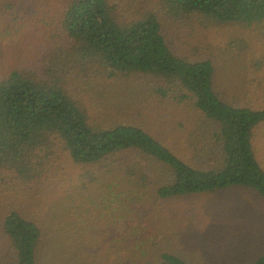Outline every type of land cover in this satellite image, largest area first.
Here are the masks:
<instances>
[{
  "label": "rangeland",
  "instance_id": "obj_1",
  "mask_svg": "<svg viewBox=\"0 0 264 264\" xmlns=\"http://www.w3.org/2000/svg\"><path fill=\"white\" fill-rule=\"evenodd\" d=\"M68 1L0 0V71L25 67L41 79L62 73L91 124L139 127L190 164L215 166L221 154L215 125L197 111L189 94L177 84L142 74L108 79L72 59L59 30ZM109 1L122 21L155 14L175 54L190 61H211L218 88L264 109V53L246 52L264 44L255 35L248 37L242 29L243 37L241 29L216 26L200 16H167L159 0ZM13 4L17 24L14 16L12 21L8 18L13 12L6 11ZM23 12L28 19L18 17ZM20 22L24 25L21 35ZM8 26L9 35L3 40ZM254 149L264 170V125L255 134ZM54 152L44 164L46 176L37 175L32 183H19L8 166L1 170L5 179L0 174V264L16 263L1 229L3 218L12 210L39 222L45 234L49 231L44 226L49 224L54 238V231L64 233L55 244L44 239L39 264H71L65 251L75 239L77 248L69 252L78 254L80 249L82 264H158L164 252L187 264H250L264 253V200L254 191L236 188L156 201L151 194L163 182V169L147 167L153 188L147 189L143 199H131L142 205L115 211L110 188L128 198L137 191L134 181L126 176L115 179L113 173L106 174L97 166L102 173L82 193L73 186L91 168L74 165L63 150Z\"/></svg>",
  "mask_w": 264,
  "mask_h": 264
},
{
  "label": "trees",
  "instance_id": "obj_2",
  "mask_svg": "<svg viewBox=\"0 0 264 264\" xmlns=\"http://www.w3.org/2000/svg\"><path fill=\"white\" fill-rule=\"evenodd\" d=\"M159 1L167 16H200L216 26L234 31L241 29L243 37L246 30L248 37L255 35L264 42V0ZM6 11L13 12L8 18L12 21L14 16L17 24L15 4L8 5ZM18 17L28 19V14L23 12ZM10 27L6 28L3 40L8 37ZM23 27L20 22V35ZM59 30L68 42L72 59L97 69L108 79L142 74L181 87L189 94L197 111L215 125L220 157L215 166L202 168L178 157L139 127L91 124L88 114L69 91L62 73H51L50 78L41 79L37 73L15 66L0 71L2 180L5 175L1 170L8 166L16 173L19 183H32L37 175L46 176L44 164L53 157L54 150H63L74 165L91 168L86 169L73 186L82 189V193H86L93 179L102 173L97 166H102L106 174L113 173L115 179L126 176L135 182L137 191L128 198H123L122 193L115 194L110 188L115 211L142 205L131 199H143L147 189L153 188L147 167L150 171L153 167L163 169V182L151 194L156 201L213 195L236 188L254 191L264 200V170L254 149L255 134L264 125V109L254 108L241 97L229 96L218 88L211 61H190L175 54L155 14L122 21L109 0H69L62 11ZM31 42L32 38L29 46ZM246 52L262 55L264 44L249 47ZM72 67L75 70L73 64ZM44 227L49 234L44 233L39 222L25 218L19 211L12 210L5 215L1 229L15 254V264H39L42 247L46 246L44 239L55 244L64 234L54 231L57 234L54 238L49 224ZM76 248L75 239L65 253L72 258L71 264H82L80 249L78 254L69 252ZM158 264L187 263L164 252L159 254ZM250 264H264V253Z\"/></svg>",
  "mask_w": 264,
  "mask_h": 264
}]
</instances>
